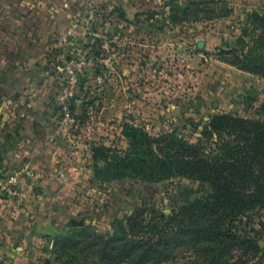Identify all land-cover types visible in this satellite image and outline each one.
Here are the masks:
<instances>
[{"label":"rangeland","instance_id":"obj_1","mask_svg":"<svg viewBox=\"0 0 264 264\" xmlns=\"http://www.w3.org/2000/svg\"><path fill=\"white\" fill-rule=\"evenodd\" d=\"M254 60L264 61V0H0V179L24 162L40 175L0 197V264H61L78 230L112 233L142 207L173 211L184 194L167 181L98 176L93 163L129 148L125 124L196 142L215 114L264 119V76L244 69ZM23 184L26 222L3 205H21ZM193 253L161 264H197Z\"/></svg>","mask_w":264,"mask_h":264},{"label":"trees","instance_id":"obj_2","mask_svg":"<svg viewBox=\"0 0 264 264\" xmlns=\"http://www.w3.org/2000/svg\"><path fill=\"white\" fill-rule=\"evenodd\" d=\"M253 63L244 69L264 76V61ZM125 129L129 148L120 154L104 148L112 154L102 155L107 167L93 163L95 174L106 170L111 179L140 184L167 181L184 194L182 202L167 214L138 208L112 233L78 230L63 242L68 252L61 264H161L185 247L197 264H264L262 117L215 114L196 142L151 136L129 124Z\"/></svg>","mask_w":264,"mask_h":264},{"label":"crops","instance_id":"obj_3","mask_svg":"<svg viewBox=\"0 0 264 264\" xmlns=\"http://www.w3.org/2000/svg\"><path fill=\"white\" fill-rule=\"evenodd\" d=\"M6 107V113H7V117H6V119H5V123L6 124H8L9 123V114H10V111L14 108V106H5ZM11 107V108H10ZM82 107V106H81ZM82 110H83V108H81ZM23 153H25V155H26V151L25 152H23ZM28 155H29V157L31 158V159H37V158H41V160H43L42 161V163L43 162H48V160L50 159L49 158V153H46V152H44V151H42L41 150V148L39 149H37V148H32V150H30L29 151V153H28ZM43 165V164H42ZM35 166V165H34ZM44 166V165H43ZM40 167L39 168V170H40V172H41V175L42 176H44L45 177V180L42 182L43 184H42V186H41V189H42V191H44V192H46V191H50L51 189H53L52 187H51V185H50V183H49V177L47 178V176L46 175H48V169L50 168L49 166H47V168H44V167ZM35 168H37V166H35ZM38 169V168H37ZM28 188H26V184H23L22 185V188H21V194H23V199L24 200H22V202H21V205L20 204H17V203H15V202H13V203H8V202H5V203H3V205L5 206V207H9V208H12L13 207V210H14V212H21L22 213V215L24 216L23 217V220H24V222H26L27 220L26 219H28V218H30L31 219V217H32V214H30V210H28L29 208H30V204H27V200H28V196H30L29 195V193H28ZM60 191V190H59ZM27 199V200H26ZM11 216H13V214L12 215H10V217H8L9 218V221H11V219H12V217ZM36 221L40 224V223H43L44 224V222H45V220L44 219H41V217H38V219H36ZM45 227H47L46 225H45Z\"/></svg>","mask_w":264,"mask_h":264},{"label":"built area","instance_id":"obj_4","mask_svg":"<svg viewBox=\"0 0 264 264\" xmlns=\"http://www.w3.org/2000/svg\"><path fill=\"white\" fill-rule=\"evenodd\" d=\"M27 179L32 183L40 181V175L29 162H24L12 172L0 179V197L17 198L20 195V183Z\"/></svg>","mask_w":264,"mask_h":264},{"label":"water","instance_id":"obj_5","mask_svg":"<svg viewBox=\"0 0 264 264\" xmlns=\"http://www.w3.org/2000/svg\"><path fill=\"white\" fill-rule=\"evenodd\" d=\"M46 230H48L49 232H52L53 231L51 228H46Z\"/></svg>","mask_w":264,"mask_h":264}]
</instances>
